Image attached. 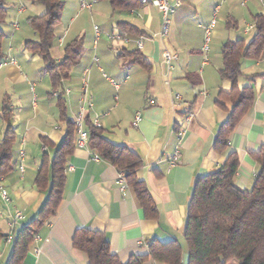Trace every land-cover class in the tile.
Segmentation results:
<instances>
[{
    "label": "crops",
    "instance_id": "1",
    "mask_svg": "<svg viewBox=\"0 0 264 264\" xmlns=\"http://www.w3.org/2000/svg\"><path fill=\"white\" fill-rule=\"evenodd\" d=\"M85 1L91 3V9H100V14L92 15L93 25L100 32L97 37L91 34V42L80 52L78 64L57 93L41 72V58L24 47L28 41H38L28 25L20 27L16 23L27 10L25 6L16 9L7 28L0 25L5 35L3 59L15 61L0 69V140L6 128L1 118L5 101L12 110L15 130L12 170L0 177V185L10 199L7 206L0 201V235L4 236L0 237V264H8L14 236L38 217L47 198L48 191L37 189L34 181L42 157L52 160L66 135L56 97L63 90L68 91L66 95L63 92L68 119L74 121L82 108L84 119L97 122L110 143L139 155L143 166L136 177L145 184L157 215L153 218L144 211L129 185L121 190L116 184L119 172L103 160L93 161L92 151L88 146L78 148L75 136V147L65 163L60 205L55 215L38 228L21 264H87V256L72 245L75 232L83 228L102 233L110 253L121 263L147 255L151 241H176L182 248L181 264H187L184 231L195 181L217 172L230 153H235L239 162L234 179L238 188L250 189L257 173L254 154L264 144V53L259 60L241 61L242 76L237 87L252 89L254 102L229 135L226 150L217 152L214 147L217 132L231 109L229 102L217 103L219 93L227 94L232 89V84L219 74L222 46L239 40L247 45L252 40L255 32L249 27L257 17H264V0H173L178 1V7L170 17L165 39L158 36L161 14L149 3L113 12L106 2ZM63 3L62 19L54 30L57 48L78 37L73 27H67L79 18L80 0ZM26 12L27 20L42 16L44 8L31 2ZM213 19L209 51L205 54V29ZM120 22L137 31L127 36L141 38V50L133 43H111L107 39L106 35L116 31ZM14 24L18 25L16 30ZM164 50L176 56L170 68L162 59ZM134 51L140 53L148 68L133 61L130 54ZM93 57L96 63H92ZM84 75L85 97L81 84ZM175 96L180 97L177 105H173ZM136 114L141 121L135 128L132 123ZM177 124L183 125L185 133L178 163L170 167L168 159L178 144L173 132ZM44 140L49 146L43 144ZM19 164L23 165L22 172ZM16 213L20 218L14 224ZM35 248H39L37 255L33 254ZM143 264L161 263L148 259Z\"/></svg>",
    "mask_w": 264,
    "mask_h": 264
},
{
    "label": "trees",
    "instance_id": "2",
    "mask_svg": "<svg viewBox=\"0 0 264 264\" xmlns=\"http://www.w3.org/2000/svg\"><path fill=\"white\" fill-rule=\"evenodd\" d=\"M44 8V14L26 20L28 27L37 35L38 41H28L25 49L38 55L44 67L41 70L51 83L53 92L62 89V83L69 78L70 71L78 64L80 58V41L75 40L63 49V58L56 61L51 56L54 45L55 28L60 24L64 3L61 0H29ZM109 4L113 12L128 11L136 7L138 0H95ZM6 18L3 0H0V25ZM116 31L129 35L137 31L127 23H118ZM254 36L245 45L243 40L226 42L222 46V67L219 70L221 79L232 84L229 93H219L221 101L231 104L228 118L223 123L215 141V151L222 152L227 148L229 135L234 131L239 120L247 113L254 102L250 88L238 89L241 78L240 65L243 59L259 60L264 53V17L254 21ZM5 38L0 29V62L3 59L2 43ZM133 61L143 68L148 65L138 51L130 54ZM63 92L56 94L60 110L59 120L64 124L66 135L57 147L52 160L46 155L35 176V187L47 190V198L38 217L23 227L15 236L13 252L8 264H21L29 250L37 230L51 216L55 215L62 200L65 182V163L75 147V136L78 137L74 121L66 117ZM12 110L4 102L1 118L6 124L0 140V177L11 172L15 130L11 125ZM83 126L88 134V147L101 160L109 163L118 172L123 173L144 211L155 218V205L145 184L136 177V172L143 166L139 155L125 146L110 143L101 128L93 126L87 118ZM49 146L47 141H43ZM258 166L253 185L250 189H240L235 183L238 169V158L230 153L224 165L217 171L198 178L193 186L187 205L184 241L188 255L187 264H264V144L254 154ZM49 177V179H48ZM0 237H4L0 235ZM73 247L87 256V264H143L148 259L161 264H181L182 248L176 241L160 244L151 241L145 256H133L126 263L110 253L108 242L102 233L86 228L75 232Z\"/></svg>",
    "mask_w": 264,
    "mask_h": 264
},
{
    "label": "built area",
    "instance_id": "3",
    "mask_svg": "<svg viewBox=\"0 0 264 264\" xmlns=\"http://www.w3.org/2000/svg\"><path fill=\"white\" fill-rule=\"evenodd\" d=\"M172 1L173 0H138V2L141 4L149 3L150 5L155 7L160 12V14H161V25H160V30H159L158 36L161 39H165L168 36L170 17H171V15H173L175 13L176 8L178 7V1H174V2H172ZM262 6H263V11H264V3ZM80 9L91 11V3H88L85 0H80ZM214 24H215V20L213 19L211 21L210 25L205 29L204 43H203V47H202V51L205 54L209 51L210 31L214 27ZM17 27H18L17 24L13 25L14 30H16ZM249 29H251V30L254 29V25L249 27ZM93 30H94L95 36L97 37L99 35V32H100L99 28L97 26H94ZM106 37L111 43L112 42H122L124 44L133 43L137 50L142 49V39L141 38L132 39V38L128 37L127 35H124L118 31L108 33L106 35ZM61 41L62 40H60V43H61ZM175 58H176V56L173 55L172 53H170L168 50H164L162 52V59L168 68H170L172 66ZM96 62H97V59L95 57H93L92 63H96ZM14 64H15V61L13 59H4L0 62V69L3 67L9 66V65H14ZM81 84H82V88H83V95L85 97L87 94V92H86L87 79H86L85 75L81 79ZM63 92L65 95L68 93L67 90H63ZM179 100H180V97L175 96V98L173 100V105H177ZM88 105H89V107H91L90 102H88ZM83 119H84L83 109L81 108V110L79 111V113L76 115V117L74 119V123L76 125L77 134H78V138L76 141V146L78 148H84V147L88 146V134L84 130ZM188 119H189V117H188ZM188 119H186L185 122ZM140 121H141V118H140L139 114H136L134 116L133 123H132L133 127L136 128ZM93 126L96 128H100V125L97 122H94ZM173 132L176 134L178 144H177V148L175 149L173 154L168 159V164L170 167H173L178 163L179 148H180V144L183 140L184 133H185L183 125L177 124L174 127ZM20 156L21 157L23 156L22 152L20 153ZM91 156H92L93 161L97 162V161L101 160L100 157L95 152H91ZM18 170L20 172L23 171V165L22 164L18 165ZM116 184L119 185L121 190H124L128 187V184L126 182V179H125L123 173H120V172L118 173L117 179H116ZM0 201L2 202V204L4 206H7L10 202L7 191L1 185H0ZM19 218H20V213H16L14 216V224H15V221ZM38 253H39V248H35L33 250V254L37 255Z\"/></svg>",
    "mask_w": 264,
    "mask_h": 264
},
{
    "label": "rangeland",
    "instance_id": "4",
    "mask_svg": "<svg viewBox=\"0 0 264 264\" xmlns=\"http://www.w3.org/2000/svg\"><path fill=\"white\" fill-rule=\"evenodd\" d=\"M61 1L67 2V0H61ZM3 2H4L5 10H6V18H5L4 24L1 25L2 28L8 27L9 20L14 16L16 9L18 7L25 6V8L28 10V8L31 6V1L29 0H3ZM27 10H25L24 14L22 15V19L20 21L19 20L16 21L17 24L18 23L20 24V27H25L27 25L26 19H25L26 18L25 13H27L26 12ZM95 12L96 13L100 12V9L97 6L92 8L91 11H88V10L79 11V18L77 19V21L72 26L68 25L67 27L68 30H71V27H73L72 29L75 30V32L78 34V37L76 40L81 42L80 47H79L80 52L83 51V49L85 48L88 42H91L90 36L94 32L93 27L95 26L93 25L94 21H92V15H94ZM64 17H66L65 13L63 15V18ZM97 19L98 18H95V21H97ZM99 31H100V28H99ZM65 46L66 44L63 45V47ZM63 47L57 48V46L55 45V40H54V45L51 49V56L53 58H55L56 56L62 57ZM232 264H236V263H232Z\"/></svg>",
    "mask_w": 264,
    "mask_h": 264
}]
</instances>
